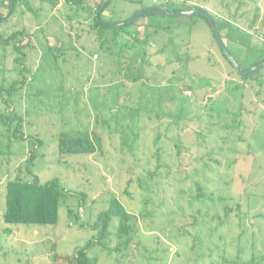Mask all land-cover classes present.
<instances>
[{
  "label": "rangeland",
  "instance_id": "obj_1",
  "mask_svg": "<svg viewBox=\"0 0 264 264\" xmlns=\"http://www.w3.org/2000/svg\"><path fill=\"white\" fill-rule=\"evenodd\" d=\"M62 5L19 0L0 22V42L24 32L36 45L21 66L0 43V87L18 88L11 105L0 96V113L13 111L25 125L0 168V264H53V254L87 243L98 264H264V66L259 82L241 80L208 23L193 15H152L172 26L153 37L145 20L124 27L121 58L116 47L98 49L86 13ZM153 5L201 7L224 28L236 15L225 46L264 58V0H112L102 18L123 23ZM147 37L144 46L134 40ZM74 131L98 136L100 150L61 154V133ZM0 139L7 144L6 134ZM17 176L58 178L71 193L57 224L4 223L6 184ZM115 197L131 215L132 240L119 251L116 221L106 249L94 228Z\"/></svg>",
  "mask_w": 264,
  "mask_h": 264
},
{
  "label": "trees",
  "instance_id": "obj_2",
  "mask_svg": "<svg viewBox=\"0 0 264 264\" xmlns=\"http://www.w3.org/2000/svg\"><path fill=\"white\" fill-rule=\"evenodd\" d=\"M12 1V0H11ZM14 1V8L18 2V0ZM44 3H49L53 8H56L60 5V0H40ZM63 4H66L72 8H75V14L78 15V12L86 13L87 18L92 19L91 28L95 31V39L94 41L97 44V47L101 51H106L107 53L110 52L111 47H116L118 50V54L122 58V50H124V46L120 42L122 33H126V31L121 29H114L111 27H107L101 24V21L106 22L102 16L103 13L108 9L109 5L111 4L112 0L109 1L108 6L104 9V11L100 15V20L97 19V13L102 6L103 0L98 3L94 9L87 7L85 0H62ZM125 1H132V0H125ZM243 5V3H240ZM152 9L162 10L163 7L160 5H153V6H146L133 14V17L142 11H149ZM194 9H201V7H193V6H186L183 9L178 8H166L165 10L175 11V12H182V11H193ZM152 16V15H147ZM160 16V15H158ZM193 16H200L202 17L207 23V19L202 14H194ZM236 15H232L231 22H225V28L220 25V21L218 19H214L219 34L222 39L231 40L230 26L234 24L236 28H238L236 23ZM258 17L254 18V20L250 23V29H255V24ZM128 21V20H126ZM124 21V22H126ZM108 24H119L121 22L116 21H107ZM133 23L132 25H134ZM209 25V23H208ZM210 27V25H209ZM223 28L226 29V33H224ZM162 29L170 30L172 26L168 27H161L156 28L155 31L149 35L150 36H157L158 33ZM211 29V27H210ZM212 31V29H211ZM213 34V31H212ZM214 36V34H213ZM264 36V35H263ZM28 37L25 35L24 32L21 33H14L10 37L6 38L4 41L0 42L2 45L10 48L14 54H17L15 57V62L19 65H23L25 59L29 55L28 51L34 48V44L32 43L30 37L29 39H25ZM215 38V36H214ZM147 37L144 41H139L138 39H134L137 44L145 45L147 44ZM216 39V38H215ZM240 45V44H239ZM261 47L256 48L255 51H261ZM250 50V49H249ZM252 51V50H251ZM224 58L228 61V63L232 66L233 70L238 74L241 80L245 82H249L254 79L255 82L260 81L259 72L262 70V67L258 70L250 73L249 75H241L236 71L232 63L226 57V55L222 52ZM264 58L260 61L253 63L250 67H253L260 62H263ZM115 66L121 64V59L118 62L113 63ZM249 67V68H250ZM27 70L25 66L23 69ZM121 69H119L120 71ZM128 74L133 78L132 82H137L136 76L133 77L131 69L129 70ZM139 80V78H138ZM25 82V81H24ZM264 81H260L259 84H263ZM186 89L190 90L192 93L195 92L193 87L187 86ZM18 88L14 85L9 89L4 87H0V96L3 94L8 95L7 100H3L4 104L9 103L12 104V99L15 92ZM235 122V121H233ZM0 127L3 128V132H0V136L7 135V144L3 145L0 139V168L3 165H7L11 162L12 157V147H13V140H23L24 139V122L22 118L18 116L16 113L8 112V113H0ZM101 148L100 138L96 135L89 136L84 135L79 131H74L72 133L62 132L59 139V149L60 153L63 155H86V154H94L97 153ZM33 151V150H32ZM32 156V155H31ZM33 157V156H32ZM30 159V165L33 163ZM27 174L32 176V171L30 168H27ZM200 188L198 187V191ZM128 190H126L127 193ZM71 196L69 193L60 183L58 178H54L49 180L45 183H40L36 176H33L31 179H22L19 176L12 180H8L5 189V210L3 214V221L6 225H55L58 222L59 218V210L61 205L65 204L67 199ZM200 196V195H199ZM86 197L81 194V199H85ZM68 216L70 218L74 217L73 211L68 210ZM131 220V215L126 207L120 202L118 198H112L110 205L107 210L102 211L98 219L95 223L94 228H98L100 230V236L98 239V244L106 247V243H104L110 238L111 227L114 221L117 222V228L115 231L116 236L121 239L118 243L115 251H119L125 247L130 245L132 236L130 235L129 227L127 226ZM91 249V244L87 243L85 246L76 249L73 253L68 255H59L53 254V264H98V257L95 255L89 254V250Z\"/></svg>",
  "mask_w": 264,
  "mask_h": 264
},
{
  "label": "water",
  "instance_id": "obj_3",
  "mask_svg": "<svg viewBox=\"0 0 264 264\" xmlns=\"http://www.w3.org/2000/svg\"><path fill=\"white\" fill-rule=\"evenodd\" d=\"M109 1L110 0H103L102 6L99 9V12L97 13V19L98 20L101 21L100 15L104 11V9L108 6ZM13 9H14V1L12 0L10 3V6H9V10L6 13V15L3 17H0V22L3 20H6L7 18L10 17ZM194 14H202L206 17V19H207V21H208V23H209V25L213 31V34H214V36H215V38L219 44L221 51L226 55V57L229 59V61L232 63V65L234 66V68L236 69V71L238 73H240L241 75H249L250 73H252V72H254V71H256L259 68L264 66V61H263V62H260L259 64L255 65V66L247 68V69L241 68L240 65L237 63V61L234 59V57L231 55V53L229 52L227 47L225 46V44H224V42H223V40L219 34V31L217 29L216 23H215L213 17L211 16V14L204 11V10H201V9H194L193 11H189V12H185V11L175 12V11L164 10V9H162V10L152 9L149 11H142V12L138 13L137 15H135L134 17H132L131 19H129L128 21L123 22V23L111 25V24H108L107 22L101 21V24L104 26H107V27L114 28V29H121V28L127 27L129 25H132L133 23L138 21L141 17L147 16V15H160V16L177 17V16H192Z\"/></svg>",
  "mask_w": 264,
  "mask_h": 264
},
{
  "label": "crops",
  "instance_id": "obj_4",
  "mask_svg": "<svg viewBox=\"0 0 264 264\" xmlns=\"http://www.w3.org/2000/svg\"><path fill=\"white\" fill-rule=\"evenodd\" d=\"M19 1V0H18ZM102 0H85L86 2V5L87 7H90L91 9H94V7L100 3ZM10 3H11V0H3L1 3H0V17H3L6 15V13L8 12L9 10V6H10ZM63 5H59L57 6L55 9H59L61 8ZM111 16V15H110ZM109 17V16H108ZM104 20L107 22V21H111L110 19H108L107 17L104 18ZM142 20H145L144 22ZM142 21V29L144 30H153L155 31L156 28H161V27H168L170 26L169 23H167L166 21L162 20V19H157V17L155 18L154 16L152 17H146L144 19H139L138 21L135 22L136 23H139ZM131 28L133 29V26H131ZM127 33H129L130 31L127 30L126 31ZM145 34V32L143 33ZM142 34V35H143ZM140 35V34H139ZM227 41V40H226ZM95 42V41H94ZM48 43V42H47ZM227 43V42H225ZM69 44V45H68ZM36 46V45H35ZM62 46H65V47H68L70 46V49L72 48L73 45H71V43H67V42H64L62 43ZM48 47L50 48H56L53 44L51 43H48ZM226 47L227 49L229 50V52L231 53L232 49L235 50V51H238L237 52V56L238 58L236 59L235 56L231 55L234 57V59L237 61V63L240 65L241 68L243 69H247L249 68L253 63L257 62V61H260L259 59H257L256 61H253V59L255 57H251V55L249 54V56L245 57V53H247L248 51H251L249 50L248 48H246L245 46H242V45H239V44H234L232 42H229L226 44ZM236 47V48H235ZM35 48V47H34ZM243 49V51H241L240 49ZM65 50V49H64ZM245 50V51H244ZM257 52H259V50H257ZM259 58H260V55H259ZM262 58V57H261ZM229 77V76H228Z\"/></svg>",
  "mask_w": 264,
  "mask_h": 264
},
{
  "label": "built area",
  "instance_id": "obj_5",
  "mask_svg": "<svg viewBox=\"0 0 264 264\" xmlns=\"http://www.w3.org/2000/svg\"><path fill=\"white\" fill-rule=\"evenodd\" d=\"M2 1H3V0H0V3H1ZM62 4H63V1L60 0V5H62ZM95 58H96V57H95ZM186 94L190 96V95H192V92H191L190 90H187V91H186Z\"/></svg>",
  "mask_w": 264,
  "mask_h": 264
}]
</instances>
